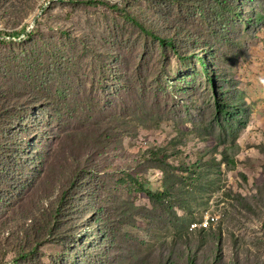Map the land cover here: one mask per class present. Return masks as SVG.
Wrapping results in <instances>:
<instances>
[{
  "label": "rangeland",
  "instance_id": "rangeland-1",
  "mask_svg": "<svg viewBox=\"0 0 264 264\" xmlns=\"http://www.w3.org/2000/svg\"><path fill=\"white\" fill-rule=\"evenodd\" d=\"M53 1L57 0H26V7H34V11L23 29L28 34L42 21L40 28L46 34L57 35L60 50L70 54L72 45L79 47L78 59L65 60L57 74L67 89L69 102H101L111 110L125 100L133 86L153 84L158 96L169 95L177 105H187L190 115L162 121L142 118L128 125L119 154L103 156L94 163L87 154L66 148L53 167L59 155L56 145L62 139V125L55 122L49 107L29 104L26 80L30 71L19 77L23 82L20 87L0 74V106L27 112L23 120H13L6 113L5 118L14 127L8 137L23 147L26 157L40 162L29 175L26 167H19L14 181L0 171V247L11 248L8 244L19 243L20 237L26 241L29 234L25 232L38 223L37 215L43 214L46 207H57V196L66 177L74 171L75 159L94 165L92 172L101 169L107 182L127 175L121 197L151 207L146 192L129 186L136 178L147 188H162L161 170L139 161L149 150L166 147L168 161L179 167L177 171L182 175L172 200L183 220L174 225L158 217L156 210L148 213L150 219L139 218L131 232L152 244L147 249L150 257L173 251L182 256L181 260L197 253V264H236L239 259L240 264H264V0H239V23L231 34L247 47L234 72L237 91L234 88L233 92L247 102L251 116L247 128L237 137L226 135L225 140L215 134L217 126L214 130L209 127L217 109L211 83L214 79L217 90L222 83L214 65L216 56L209 49L202 51V67L193 58L183 62L173 54L170 59L163 55L158 41L142 35L125 17L133 11L144 19H154L150 0H93L95 3L87 5L75 3L82 0H65L42 19ZM159 23L162 31L163 22ZM13 33L15 41L26 40L25 34ZM3 38L8 39L2 35L0 40ZM20 105L31 107L25 110ZM96 120L104 121L100 116ZM66 125L63 123L64 128ZM5 138L0 132V141ZM136 166L145 170L136 174ZM9 182L13 188L7 185ZM95 185L92 179L84 184L58 235L65 238L63 245H44L40 252L42 264H95L92 259L105 252L109 239ZM238 192L252 202V209L236 201ZM202 228L206 230L201 233ZM178 232L188 234V245L183 241L163 244L162 238L171 240ZM13 256L8 255L7 264H13Z\"/></svg>",
  "mask_w": 264,
  "mask_h": 264
},
{
  "label": "trees",
  "instance_id": "trees-1",
  "mask_svg": "<svg viewBox=\"0 0 264 264\" xmlns=\"http://www.w3.org/2000/svg\"><path fill=\"white\" fill-rule=\"evenodd\" d=\"M25 2L26 0H0V37L2 35L8 37L0 40V74L6 81L13 82L15 87H20L23 82L19 77L30 71L26 80L30 89L29 104L49 107L55 122L62 125V139L56 145L59 155L53 167L66 148L71 152L87 154L94 163L103 156L119 154L128 125L136 124L142 118L145 120L149 117L162 121L189 117L187 105H177L172 102L169 95L158 96L153 84L133 86L126 92L125 100L111 110H107L106 105L101 102L86 101L79 104L69 102L67 89L58 81L57 74L59 65L66 64L65 60L75 62L78 59L79 47L72 45L70 54H66L63 48L60 50L56 46L57 35L46 34L45 29L40 28L44 25L42 21L37 23L38 27L32 32L25 34L24 23L34 11V7H26ZM83 2L86 5L95 3L93 0L75 3ZM63 3L65 0L53 1L43 12L42 19H46L55 5ZM150 4L154 10V19H144L145 17L138 16L133 11L125 13V17L142 35L158 41L163 55L168 59L171 58V54L183 62L193 58L204 67L205 62L199 55L204 50L213 51L216 56L214 65L217 66L216 72L222 78V83L219 90L214 79L211 83L215 90L217 109L209 120V127L213 129L217 126L218 129L216 128L214 132L224 140L228 139L226 135L229 138L237 137L248 127L251 116L247 102L239 99L233 92L234 88L236 89L234 72L239 66L240 57L245 56L243 54L247 47L244 41L231 34L239 23L237 17L240 10L239 0H150ZM159 22H163L162 31L159 29ZM19 26L21 28L15 30ZM13 32L25 34L26 40L15 41ZM164 68L166 70V66ZM20 106L25 110L31 107ZM6 113L10 114L13 120L16 118L23 120L27 112L16 107L0 106V132L6 136L0 141V171L9 175L10 181H14L19 167H26V174L29 175L40 162L26 157L23 147L15 145L13 138L8 137V133L14 127L13 123L5 118ZM97 116L104 121L96 120ZM63 123L67 124L65 128ZM166 151H168L166 147L153 148L139 161V164L146 163L148 168L155 167L161 170L162 188L157 190L147 188L136 178L132 179L129 186L130 189L132 187L136 191L146 192L151 200V207L121 197L120 189L124 187V183L127 184V175H119L115 181L107 182L104 174L100 172L101 169L92 172L95 169L94 165H84L75 159L74 171L70 177H66L60 196H57V207L55 209L46 207L43 214L37 215L40 218L38 223H34L25 232L29 234L26 241L20 237L19 243L8 244L11 248L0 247V264H7L6 260L10 254L14 255L13 264H42L40 252L44 245L55 243L62 246L65 238H59L58 235L63 232L81 189L83 190L84 184L91 179L96 183L99 209L105 219L109 239L105 252L92 259L95 264H197V253L186 255V258L181 260L182 256L172 251L152 259L147 252L152 244L140 240L131 232V229L138 225L139 218L150 219L148 213L154 210L158 211V217H163L174 225L183 220L176 212L172 200L182 175L177 171L180 168L168 161ZM153 163L155 165H152ZM51 166L50 164V169ZM135 169L136 174L145 170L138 166ZM35 170L38 173L39 170L37 168ZM7 185L13 188L12 182ZM235 197L237 202H244L247 209H252V202L246 196L238 192ZM205 230L202 228L201 233ZM49 236H53V240L48 239ZM162 239L163 244L172 242L174 245L180 241L188 245L190 241L186 232H178L171 240L168 237ZM47 240L49 242H46ZM240 261L236 260V264H240Z\"/></svg>",
  "mask_w": 264,
  "mask_h": 264
}]
</instances>
